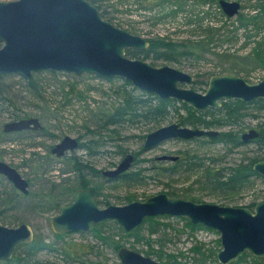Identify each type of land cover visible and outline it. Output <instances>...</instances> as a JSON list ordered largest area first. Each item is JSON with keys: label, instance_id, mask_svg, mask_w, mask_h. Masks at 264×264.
<instances>
[{"label": "rangeland", "instance_id": "rangeland-1", "mask_svg": "<svg viewBox=\"0 0 264 264\" xmlns=\"http://www.w3.org/2000/svg\"><path fill=\"white\" fill-rule=\"evenodd\" d=\"M208 1L205 5L190 3L181 9L178 5L170 2H165L164 6V2L159 3L160 0H97V3L100 5V11L107 12L106 17L113 24L133 34L147 39L163 37L172 42L185 44L182 46L183 48L175 50L177 51L175 53L177 60L153 61L151 58L145 59L156 66L169 65L193 75L197 80H208L212 74L233 72L249 82L259 81L264 76V57L258 58L256 61L252 55L249 56L254 42L259 38L254 35L259 24H257L258 22H247V26L240 27L241 21L252 14L257 0H235L239 2L240 8L232 16H227L222 11L219 0ZM170 8L178 11L175 17L169 16ZM203 13L207 16L201 19ZM239 15H244V18L240 20ZM220 26H224V30H221L220 33L210 30L219 29ZM207 29L213 31L210 34H213L215 40L206 44L203 40L208 34L206 33ZM229 36H232L231 39L223 41ZM180 50H189L190 53L180 55ZM246 54H248L246 59L244 58L246 64L239 66L233 64L234 57L238 58L246 56ZM27 78L13 73L4 79L2 84L9 90L8 96L13 104L7 102L4 107L0 108V127L3 128L5 122L13 120L8 117L11 112L13 116L18 114L19 118L37 117L43 130L10 131L7 132L8 135L5 138L0 135V160L16 168L26 179L30 178L28 191L43 193L41 191L46 179L53 182L58 181L59 167L66 169L62 176L68 177L70 181H77L79 173L71 169L73 162L69 159L72 155L87 161L95 168L96 172H100L114 168L126 153L131 152L134 159L127 171L138 169L141 171L139 179L135 181L125 183L111 180L106 182L99 174H93L92 170L80 171V176H84L85 181L90 180L94 185L97 183L99 193L97 199L102 202L99 204L100 207L106 204L123 205L132 200H142L150 195L171 190L178 191L181 198H184L181 195L186 191L198 202L232 206H246L251 201L264 198V180L262 179L256 180L253 188L236 195L234 201L227 203L226 200L211 195L208 190L202 188L200 183H197L196 179L199 176L195 168L190 171L178 170L175 172L159 169L174 165L175 160L185 156L184 152L197 153L204 157L223 156L225 162L232 163L252 156L257 149L254 143L236 147L227 154L224 151V146L220 143L201 144L191 141V139L179 138L163 140L151 148H144L142 136L155 129H149L144 122L103 133L100 138L102 145L97 149L95 155L88 156L84 149L78 147L67 151L62 158L50 161L48 166L51 171L33 173L31 167L23 160L26 156L29 158L28 153L32 150L29 144L35 143L38 154L45 156L50 152V148L66 135L76 138L79 142H84L88 138L86 126L94 129L97 114L108 112L112 108L111 105L118 101L117 90L121 78L115 77L108 80L87 73L41 72L34 73L33 83L35 85L33 88L27 86ZM189 86L200 92H203L206 87L204 84L199 87L193 83ZM259 115L264 116V111L258 113ZM245 120L248 125L244 126L242 133L250 128L257 129V119L248 117ZM171 122L176 121L170 118L157 127ZM214 129L221 131L227 130L228 127ZM117 146H122L126 152L123 155L117 154ZM163 155H173L177 158L158 159ZM11 186L12 184L5 176L0 175V224L17 226L20 221L27 222L34 233L41 239L43 238L46 244L51 242L52 246L49 249L45 247L36 252V259L46 263L63 264L64 261L54 248L57 246L56 242L63 241L64 244L71 242L92 245L94 250H90L91 252L84 258L93 262L103 260L104 263L114 264L116 260L119 261L117 252L112 247L102 244L88 231L66 233L68 236H64L65 240L53 239L50 217L56 214V210H46L42 201L41 204L37 203L36 207H31L32 209L24 204L25 199H23V205L18 204L20 201L10 194ZM180 218L169 215V217L159 219L161 224L157 226L158 229L153 234L144 225L139 233L141 240L134 241L133 237H127L128 241H123V246L145 254L148 248L146 240L150 238L151 246L154 249L160 248L165 253H182L186 255L187 259L190 256L188 253L190 246L197 242L204 243L206 247L220 249V242L219 246L216 245L219 233L204 227L191 231ZM60 243L62 244V242ZM23 248V246L18 249L16 247L13 255L19 254L23 258ZM19 250L22 253H18Z\"/></svg>", "mask_w": 264, "mask_h": 264}, {"label": "water", "instance_id": "water-1", "mask_svg": "<svg viewBox=\"0 0 264 264\" xmlns=\"http://www.w3.org/2000/svg\"><path fill=\"white\" fill-rule=\"evenodd\" d=\"M222 11L232 16L239 11L238 1L219 0ZM0 74L15 73L30 77L33 72L50 70L69 73H88L100 78H121L138 89L160 98H175L195 110L220 107L223 100L234 98L243 102L264 100V76L249 82L232 72L212 74L203 92L189 86L194 76L169 65L156 66L132 58L127 49L145 50L149 39L133 34L103 18L90 0H8L0 1ZM37 117L10 120L3 124L5 132L41 128ZM214 128L179 125L171 122L148 132L143 147L151 148L171 138L192 139L215 136ZM258 136L255 128L241 134L247 142ZM78 140L64 136L51 147V153L62 156L78 147ZM163 155L158 159H176ZM134 159L126 153L112 169L103 171L109 178L127 171ZM264 177V159L253 164ZM0 175L19 191L26 193L27 180L11 165L0 160ZM168 214L189 220L192 224L219 233L220 249L216 259L228 264L245 252L264 257V198L252 208L209 202H197L166 192L123 205L99 207L89 189H78L72 201L59 206L50 217L55 234L90 231L96 225L112 220L124 231L136 229L144 219ZM33 230L27 222L17 226L0 224V260L11 259L17 246L30 243ZM120 264H163L151 256L120 246Z\"/></svg>", "mask_w": 264, "mask_h": 264}, {"label": "trees", "instance_id": "trees-1", "mask_svg": "<svg viewBox=\"0 0 264 264\" xmlns=\"http://www.w3.org/2000/svg\"><path fill=\"white\" fill-rule=\"evenodd\" d=\"M99 10L101 16L110 21L106 17V11H100V5L97 3V0H90ZM165 6V2L174 3V5H178L181 9L185 8L186 5H190V3H197L205 5L209 1L208 0H160L159 3H163ZM179 9V10H180ZM252 14L241 21V26H247V22H253L257 24V29L254 35L258 36V40L254 42V46L251 48L249 52V56H253L254 60L258 58L264 57V0L255 1L254 8L252 9ZM177 10H172L171 8L168 11L169 16L175 17ZM207 14H202L201 19H204ZM240 20L244 18V15H239ZM263 24V25H262ZM210 27V26H209ZM210 30H215L216 33H220L221 30H224V26H220L219 29L213 28ZM207 29L205 39L203 41L211 42L215 37H213V31ZM232 36H229L228 39H224L223 41H227L231 39ZM221 39V38H220ZM150 44L149 47L145 50H135V49H127L126 54L132 58H151L153 61L158 60H177V56L175 53L177 49L183 48L185 44L183 42H172L163 37H158L157 39H149ZM222 41V40H221ZM1 45V41H0ZM191 48V46H189ZM189 48V49H190ZM180 55L189 54V50H180ZM246 56L234 57L233 64L234 65H242L246 64L244 58ZM257 61V60H256ZM250 62V61H249ZM153 64V63H152ZM57 73L56 71H40L33 72V74L28 77L26 80L28 82V87L33 88L35 85L34 73ZM79 74V73H77ZM13 75V73H5L0 74V108L4 107L8 102L9 104H13L9 98V90L2 84L4 79ZM92 75V74H91ZM95 76V75H92ZM97 77V76H95ZM115 78V77H114ZM113 78H109L108 80H112ZM246 80V79H245ZM120 84L118 86L117 95H119L118 101L111 105V109L108 112L97 114L94 129L87 127L88 138L84 142H79L78 147L84 149L88 156L95 155L97 149L102 145L100 143V138L103 133L117 131L120 127L125 126H133L137 123L144 122L148 125L149 129L157 128L159 124L164 121L173 118L179 125H185L190 127H201V128H222L228 127L227 130L219 131L215 136H200L192 138L191 141H195L201 144L206 143H220L225 148V153L232 151L236 147L244 146L249 143H254L256 146V152L246 158L241 159L239 161H235L232 163H227L223 160L222 157H214V156H199L197 153L189 154L184 152L185 156L181 159H177L174 162V165L170 167L159 168L162 171L167 172H175L178 170L190 171L193 168L197 170L198 178L197 183L202 185V188L208 190L211 195H215L217 198L224 199L226 202H232L235 199L236 195L242 194L254 187L255 181L258 179L264 180V178L253 169V164L260 160L264 159V116H258V113L264 111V100L256 99L250 102H243L239 99H226L222 101L220 107H213L207 109H199L195 110L188 104L183 101H178L175 98H160L152 93H148L142 91L132 85L129 81L120 79ZM208 80H197L194 79L193 84L202 87L204 84L207 86ZM12 119L19 118L18 114H13L10 112L9 116ZM257 119V131L258 136L247 141L243 142L241 140L242 129L244 126H247L246 118ZM261 118V119H260ZM43 132V131H39ZM16 133V132H15ZM0 135L5 136L8 133L4 132L2 127H0ZM145 135L142 136L144 138ZM32 147L31 151L28 153L29 158L26 156L23 158L25 162L31 167L33 173H46L49 170L50 161L52 162L56 157L53 156L50 152H48L45 156H40L36 151V144H29V147ZM117 154L123 155L126 152V149H123L122 146H117ZM136 157V155H135ZM60 159V158H59ZM69 159L73 162L71 165V169L77 171L78 177L77 181H70L68 177L62 176L66 169L59 167L58 172V181L53 182L49 179L45 180V185L42 188L43 193H36L34 191H29L27 194H23L21 191L16 189L13 185L11 186L12 191L10 194L14 195L17 198V201H20L18 204L23 205V199L26 202L24 204L31 208L36 207L37 203L45 205L46 210H56L58 212L59 206L61 204L69 203L72 199V193L77 188H89L92 192V195L95 197V201L100 204V200L98 197V188L97 183L94 185L92 181H85V178L80 176V171L84 170H92L93 174H99L100 172H96L95 168H93L87 161L72 155ZM135 161V160H134ZM47 165V166H46ZM53 169V168H52ZM140 169L138 170H130L125 171L122 174L118 175L114 180L123 181L125 183L135 181L139 179ZM199 173V174H198ZM27 175H29L27 173ZM30 181V178H27ZM111 181V180H108ZM167 194L170 196L180 197L178 191L171 190L167 191ZM184 199H189L192 201H196L197 199L188 192H183L181 195ZM22 199V200H19ZM198 202V201H197ZM256 201H251L246 206L252 208ZM32 209V208H31ZM169 217L168 214H161L156 216L147 217L143 220V222L134 230L124 231L122 230L116 222L112 220L104 221L98 225H96L89 233H91L97 240H99L102 244L106 246L112 247L114 251L120 246H123V241H128V238L133 237L134 241L141 240L140 230L142 226H147L149 228L150 233H155L158 229V225L161 224L159 219ZM184 221V225L188 227L191 231L201 229L202 226H198L192 224L189 220L180 218ZM22 221H20L21 223ZM19 223V224H20ZM51 235L55 240H63L64 236H68V234H55L51 231ZM128 237V238H127ZM44 239L37 236L34 233L33 240L28 244H21L17 246V249L23 246V258L19 254L13 255V257L9 260H1L0 264H58L57 262H44L35 258L36 252L45 247L49 249L52 246V243H45ZM65 240V239H64ZM62 242V244L60 243ZM147 250L144 255L154 256V258L160 261L163 264H220L216 259V253L218 250L206 247L204 243L197 242L192 244L189 248L188 253L190 254L189 258H186V255L182 253H165L160 248L154 249L151 246L150 238H147ZM57 246L54 248L64 261L63 264H108L104 263L103 260H97L93 262L84 258L90 250H94V247L88 244H80V243H71L63 241L56 242ZM216 245L219 246V239L216 241ZM20 250L18 253H22ZM184 259V260H181ZM114 264H120L119 261H115ZM228 264H264V257H257L248 252H245L235 260L231 261Z\"/></svg>", "mask_w": 264, "mask_h": 264}, {"label": "flooded vegetation", "instance_id": "flooded-vegetation-1", "mask_svg": "<svg viewBox=\"0 0 264 264\" xmlns=\"http://www.w3.org/2000/svg\"><path fill=\"white\" fill-rule=\"evenodd\" d=\"M24 118H25V117H24ZM18 119H19V118H18ZM13 120H15V119H13ZM41 126H42V125H41ZM2 129H3V128H2ZM31 129H33V128H29L28 130H31ZM23 130H24V129H23ZM25 130H27V129H25ZM34 130H36V129H34ZM37 130H43V127H41V128H37ZM3 131H4V130H3ZM4 132H5V131H4ZM6 133H7V132H6ZM78 143H79V142H78ZM77 148H78V147H77ZM50 152H51V148H50ZM66 153H67V152H66ZM66 153H64L62 156H56L55 154H52V155L55 156L56 158H62L64 155H66ZM15 169H16V168H15ZM16 170H17V169H16ZM106 170H107V169H106ZM103 171H104V170H101L100 173H99V175H100V177L103 178L104 181L107 182L108 180H113V179H114V178H109L107 175H104V174H103ZM24 178H25V177H24ZM115 178H117V176H116ZM25 179H26V178H25ZM26 180H27V179H26ZM27 182H28V186H29V181L27 180ZM78 189H89V188H86V187H85V188H77L76 190H78ZM27 190H28V187H27ZM76 190H75V191H76ZM89 190H90V189H89ZM75 191H74V192H75ZM90 191H91V190H90ZM28 192H29V191H27L26 193H23V192H22V193H23V194H27ZM74 192H73V193H74ZM73 193H72V197H73ZM91 193H92V192H91ZM93 197H94V196H93ZM94 200H95V197H94ZM71 201H72V199H71ZM71 201H70V202H71ZM70 202H69V203H70ZM95 202H96V201H95ZM96 203H97V202H96ZM65 204H67V203H65ZM97 205L99 206L98 203H97ZM99 207H100V206H99ZM58 211H59V210H58ZM56 213H58V212H56ZM32 230H33V229H32ZM90 231H91V230H90ZM33 232H34V231H33ZM88 232H89V231H88Z\"/></svg>", "mask_w": 264, "mask_h": 264}, {"label": "bare ground", "instance_id": "bare-ground-1", "mask_svg": "<svg viewBox=\"0 0 264 264\" xmlns=\"http://www.w3.org/2000/svg\"><path fill=\"white\" fill-rule=\"evenodd\" d=\"M232 73H233V72H232ZM234 74H235V73H234ZM106 205H108V204H106ZM106 205H105V206H106ZM103 207H104V206H103ZM33 237H34V232H33Z\"/></svg>", "mask_w": 264, "mask_h": 264}]
</instances>
